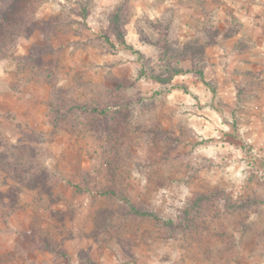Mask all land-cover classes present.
<instances>
[{"label":"rangeland","instance_id":"obj_1","mask_svg":"<svg viewBox=\"0 0 264 264\" xmlns=\"http://www.w3.org/2000/svg\"><path fill=\"white\" fill-rule=\"evenodd\" d=\"M27 2L38 40L0 37V60L45 90L28 119L0 116V264H264V23L239 18L264 0L198 4L184 42L173 8L137 18L142 52L121 42L134 0ZM142 67L184 72L157 86Z\"/></svg>","mask_w":264,"mask_h":264},{"label":"crops","instance_id":"obj_2","mask_svg":"<svg viewBox=\"0 0 264 264\" xmlns=\"http://www.w3.org/2000/svg\"><path fill=\"white\" fill-rule=\"evenodd\" d=\"M62 0H56L55 2L53 0H49L48 7H46V10L50 11L52 8L55 7V4L57 5L58 2ZM97 2V5L103 4V3H116L118 0H94ZM137 7L134 11L131 22H127L124 26V32L123 37L126 42V44L131 45L134 48H141L140 51L142 52V43L139 41V38L137 37V26L135 24V21L137 18L141 19L143 16H148V18L157 21V22H165V20L168 18L167 11L170 8H173L174 12L171 16L172 22L170 25V30L172 35L176 36L184 42L185 40L189 39L191 36H194L197 33V30L204 25V23H207L208 16H205L197 12V5H207L209 3V0H134ZM55 3V4H54ZM155 5V6H154ZM257 6V5H256ZM258 7V6H257ZM97 12L95 15H98L100 11L102 10L99 7H97ZM45 11V10H44ZM99 11V12H98ZM47 12V11H45ZM88 13V11H87ZM86 13V14H87ZM88 15V14H87ZM245 15V16H244ZM243 16H239L241 22H243L244 29L248 30L251 36H254L255 31L259 30L258 23H264V18H259L258 15H247L244 14ZM213 18L220 19L221 16L217 14L215 16H212ZM218 19H216L218 21ZM221 19H224L222 17ZM209 21L211 19H208ZM211 22V21H210ZM203 24V25H202ZM257 33V32H256ZM263 35L257 34L254 38L258 39L257 42H259L260 37ZM38 34H32L31 36H25L22 37L17 44V47L15 49V54L18 55H24L27 51V48L29 44L32 42V40H38ZM264 38V37H263ZM53 42V40L51 41ZM264 42V41H263ZM139 46H136L138 45ZM264 47V43H261ZM53 46L55 48L59 47V43L56 44L53 43ZM62 46V45H60ZM65 47V50H69L71 48L70 46H67L66 44L63 45ZM210 48V47H209ZM207 48V53L210 55L211 52ZM258 58L260 56L257 54V57L244 56L239 59L238 66L241 67V70L243 69H255L260 68L258 65ZM229 61L231 63L229 64V67H234V64L232 63V60ZM78 66V61L75 60L70 61L67 63V66ZM110 65L108 66V68ZM19 73L17 71L16 63L13 62L10 59H1L0 60V116L2 114L11 115V119L13 117L17 118L18 120H23L29 118L30 112L33 111V109L38 108V112L42 110L41 107V101L40 99L43 98V93L40 90H45V87L42 85H39L38 83H27L22 82L20 85V76H18ZM155 81V80H154ZM160 82L155 81V85H159ZM44 99V98H43ZM28 108V109H27ZM25 109V113H22ZM15 115V116H14Z\"/></svg>","mask_w":264,"mask_h":264},{"label":"trees","instance_id":"obj_3","mask_svg":"<svg viewBox=\"0 0 264 264\" xmlns=\"http://www.w3.org/2000/svg\"><path fill=\"white\" fill-rule=\"evenodd\" d=\"M29 9L30 8H29L27 0H11L7 4V8L4 10H1L2 22H0V37L10 39L13 35H15V38L13 39V42H14L16 41V38L19 36H22V35L30 36L34 32V30L32 26H29V25L35 24L39 20L37 19V17H33V16L29 17L30 19H27L28 16L26 14V11L28 12ZM34 12H36V10H34ZM27 23L29 25H27ZM22 25H27L26 29H24L21 32L20 31L15 32L17 29L19 30V28H21ZM121 42L127 48L132 49L130 45L126 44L124 38H122ZM2 56H4V54ZM183 72L184 71L180 68H174L170 74L164 77L160 74H147L144 67H142L139 71L138 77L147 76L157 82L168 83L173 79V77L176 74L183 73ZM197 73L199 77L201 78V80L205 82L203 78V72L199 70L197 71ZM205 84L208 86L206 82ZM132 210L138 215L149 216V217H153L154 219H159L158 216L151 211H142V210H138L135 208H132ZM166 222L172 223L171 220H168Z\"/></svg>","mask_w":264,"mask_h":264}]
</instances>
